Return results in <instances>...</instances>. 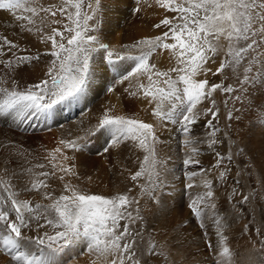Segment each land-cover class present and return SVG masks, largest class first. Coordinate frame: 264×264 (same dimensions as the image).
<instances>
[{"label":"snow or ice","instance_id":"6c2138e0","mask_svg":"<svg viewBox=\"0 0 264 264\" xmlns=\"http://www.w3.org/2000/svg\"><path fill=\"white\" fill-rule=\"evenodd\" d=\"M155 3L174 14L164 16L153 25L156 29L165 30L160 35L144 37L132 45L138 54L122 55L94 34L100 29L103 0H58L47 5L43 0H0V10L11 13L16 22L14 27L22 33L37 36L42 43L50 44V50L44 55L52 57L45 79L21 87L17 79L20 70L33 60H39L40 54L18 55L21 45L0 33V117L13 121L47 118L59 105L76 100L89 87L93 53L97 49L106 50L107 59L114 67V57L115 60L134 61L130 70H123L116 83L129 82L125 91L132 97L146 100L152 106L151 113L157 123L115 114L109 108L88 134L107 131L111 134L113 145L130 142L142 151L144 155L139 169L131 174L130 179L137 181L146 177L150 183L142 185L141 192L154 200V193L163 183L166 171L160 139L165 122L179 126L177 130L184 137L181 143L190 148L184 164H199L194 155H198L200 149L193 145L201 141L193 138L191 133L192 126L199 122L202 115L210 114L212 117L206 120V127L210 129L206 141L208 146L223 143L216 138L220 129L213 125V120L219 116V108L211 99L212 93L222 89L239 103L250 97V85L264 88V0H155ZM134 10L139 12L141 9L136 7ZM157 50H167L174 58L175 66L162 70L155 62H150ZM221 53L224 59L215 72L205 67L209 62L215 63L214 58ZM241 67L243 72L239 73ZM226 68L237 75V86H225L223 82L210 85L208 79L199 78L201 73L207 75L211 72L215 76ZM205 99H211L212 106L203 112L198 111L197 106ZM250 107L258 109L250 112V117L264 126V100L254 101ZM233 118H236L233 111H229L228 119ZM60 144L73 150L85 146L75 140H61ZM56 153H60L62 161L53 164L54 171L33 173V168L24 169L35 178L22 189H17L13 183L15 173L10 175L7 168L0 173V253L6 254L13 264H60L57 257L61 253L80 246L94 254L101 264H153L154 261L169 264L171 251L166 241H154L153 233H149L146 246L142 247L137 241V237L143 241V230L136 229L134 225L140 221L146 229L147 222L140 208L132 207L139 205L135 197H130L128 193L101 195L80 188L72 182L79 178L75 165L66 163L74 157L64 154L57 147L53 150L52 160H56ZM17 155L23 157L25 153L18 150ZM215 155L217 161L214 167L219 168L224 156L219 152ZM234 155L243 156V149H238L236 153L229 151V162ZM33 167L43 169L45 165ZM204 171L201 169V172ZM230 171L225 169L219 173V178L224 180ZM57 172L61 173L57 179L63 184L59 195L49 190L51 186L47 182V177L56 176ZM247 172L246 178L252 182L253 190L243 195V203H247L250 196L260 197L255 188L257 183L264 189V168L260 169L258 178L254 177L251 168ZM187 175L192 179L198 173L192 171ZM238 176L239 173L233 178L236 184L241 182ZM203 184L207 190L198 194L189 205L202 221L206 208L216 209V204L211 202L215 197L211 182L204 180ZM196 186L194 183L186 185L189 189ZM22 191L39 192L42 199L49 202L33 203L20 199ZM128 191L131 192V189ZM236 191L234 188V195ZM130 208L132 211H129ZM213 217L218 237L213 264H241L228 246V236L224 234L227 225L215 211ZM121 221L124 223L121 224ZM33 224L37 233L46 226L56 230L54 234L44 231L35 236L26 235L25 232L31 231ZM200 226L206 227L203 222ZM259 231L257 228V234ZM207 247L210 250L214 248L211 240L207 242ZM261 250H264V241H261Z\"/></svg>","mask_w":264,"mask_h":264},{"label":"rangeland","instance_id":"374dc122","mask_svg":"<svg viewBox=\"0 0 264 264\" xmlns=\"http://www.w3.org/2000/svg\"><path fill=\"white\" fill-rule=\"evenodd\" d=\"M131 2L132 6L137 5L141 8L140 11L143 14L141 15V20L145 18L142 20L143 22L141 25L143 26L145 33L143 31L144 34L140 36L135 33L132 34V24L129 21L124 22L119 20L120 24L118 30L119 32L122 31L119 42L120 47H118V49H113L114 45L109 39L104 42L109 45L110 49L112 48V50H115L122 55L138 54V50L133 48L132 45L144 37L160 35L165 29H156L153 25L158 23L159 20L166 15H174L171 12H166L161 9L155 3V0H131ZM48 3L52 2L48 1ZM142 8L143 10L146 8L144 10L146 14H144ZM99 23L100 29L94 34L100 37L99 33L102 32V28L105 25L102 14ZM48 46H50V44ZM49 50L50 47L41 50L43 52H40V59L33 60L32 63L28 65L29 69L35 70V73H37L39 78L37 83L46 78L45 72L47 71V67L52 57L50 55H44V53ZM37 53L39 52H36L35 54ZM157 53L167 54L164 63H158V60H156ZM155 54L150 62H155L159 69L166 70L167 68L175 66L176 62L167 50H157ZM96 55H101L100 57L103 58L105 57V61H107L106 50H102L101 53L95 51L93 53L92 64ZM214 59L215 63L209 62L205 66L206 68H211L212 72L216 71L224 59L223 53ZM113 60L121 63L123 62V60H115V58H113ZM127 61L129 62L130 70V67L134 65V61L130 59ZM242 72L243 68L241 67L239 73ZM122 73L123 72H121V74ZM199 78L208 79L210 85L212 83L223 82L225 86L228 84L237 86V75H234L230 68H226L223 73L215 76L212 75L211 72L207 73V75L201 73ZM141 79L143 80V78ZM242 79V75H240V80L242 81ZM20 84L23 87L34 83L22 84L20 82ZM249 87L252 89L250 97L241 100L239 103L231 98V94L224 93L222 89H218L216 92L212 93L211 99L216 101L215 107L219 108V116L213 120V125L220 129V132L216 133V138L223 141V143H217L212 147L208 146L206 141L208 140L207 133L210 129L206 127V120L212 119V117L210 114L202 115L199 122L193 125L194 127L192 126L193 131L191 133L193 138H197L201 141V143L193 145L200 149L199 154L194 155V158L200 161L199 164L189 166L184 164V160L187 159L186 153L190 151V148H186L181 143L184 137L181 133L178 135L177 129L179 126L173 125L170 122H165V127L160 133V139L162 141L161 155L166 161V171L164 172L163 183L154 193L155 200L141 192V186L150 183L147 181L146 177H141L137 181H132L130 179L131 174L139 169L140 160H142L144 153L135 148L130 142H121L119 145H113L111 134L107 135L108 137L102 145L104 151L105 149H107V151L103 152L102 149L100 151L99 148L97 153L98 155L101 153H105V155L107 154L105 156L106 163L104 170L101 171V175L98 177L100 183L98 187H92L90 185L92 182V176L86 164L75 165L72 161H68L66 163L75 165V169L79 175V178L73 179L72 182L78 184L80 188L95 194L110 196L118 193H128L130 197H135L139 201V205H133L132 207H139L141 214L145 217V221L147 222L146 229L140 221H137L134 225L136 229L143 230V241H140L139 237H137V241L141 243L142 247L146 246L150 239L149 233H153L152 239H154V241L160 243L166 241L171 251L169 264H213L214 252L216 251L215 246L218 244L216 226L213 223V211H215L221 218L222 222L227 225L224 229V234L228 236V246L236 253V259L240 261L241 264H264V250H261V241H264V189H262L257 183L255 188L260 192V197L253 198L250 196L247 203H243L242 200L243 195H248L253 190L252 182L246 178L248 175L247 169L251 168L254 177L258 178L260 169L264 168V155L260 148L263 146L262 144H264V126H261L259 120H255L249 115L252 111H258V109L251 108L250 106L254 101L264 100V88H256L255 85H250ZM80 98L81 97H78L74 101L59 105L54 111L59 110L60 117H57L56 120H52L51 114L50 117L44 118L45 128H43V130L41 129L42 125H39L38 122L34 121L35 117L32 118L31 122L28 121L24 123V121H21L22 123L19 124L20 127L17 126V120L13 121L11 118L8 120V118L5 119V117H0V128L11 124V126H17L19 128L17 131L19 132H23L24 128L31 127V133L33 131L42 132L43 134L50 133V137L55 147L61 148L63 153H67L66 155L68 156L69 153L72 154L70 156L73 157L75 150L65 148L60 144V141L75 140L78 143L81 141L83 142L86 139L85 137L89 135V130H93L90 125H94V122H96L97 125L101 116L99 117V115L96 114H98L99 109L102 108L100 105L106 101L105 99L103 101L102 97L93 104V107H98V109L95 111L94 122L89 123L88 119L86 122V118L89 114V107L88 109L87 107H84L83 103H81L83 100ZM211 99H205L197 106V110L203 112L204 109L211 107ZM225 101H227V103H225ZM242 105L244 106L243 109ZM167 107L168 105L165 106L166 109ZM143 110L144 113L148 112V114L143 116L137 114V116L134 113L126 116H135L145 122L157 123L156 118L151 113V107L149 105ZM229 111H233V115L236 118L231 120L228 119ZM148 117L150 119H148ZM53 131H57L56 133L57 135L59 134V136H53ZM78 137H83V140H78ZM29 144L30 143H27V145L24 146V150L28 153L23 157L16 155L17 151L14 150L13 152L8 151L9 153L7 154H2L0 152V173H3L5 168L9 170L10 175L11 173H15L16 175L13 183L16 185L17 189L24 188L31 179L35 178L32 174L25 172L24 169L33 168V173L41 171L52 172L55 170L53 164H59L62 161V157L52 160V158L46 156L48 154H42L41 156L37 149L38 143H35L34 145ZM26 146L28 148H26ZM238 149H243L244 155H234L233 160L229 162L227 159L229 151L236 153ZM217 152L224 156L219 168L214 167L217 161L215 155ZM37 164H44L46 168L41 169L33 167ZM181 167L187 168H184V171L180 172L179 170ZM201 169H204L205 171L201 172ZM225 169H230L231 171L224 180H221L219 178V173L223 172ZM192 171L197 172L198 175L189 179L187 174ZM204 173H209L210 177L208 179L204 178L203 181L208 180L211 182V190L215 193V197L211 202L216 204V209L212 210L206 208L202 221L201 218L194 215L190 210L189 205L192 200L196 199L198 194H203L207 190L204 187V184H202L203 181L201 182L199 180L200 175H203ZM238 173V178L241 181L240 184L234 183L233 179L234 177H237ZM59 175H61V173L57 172L56 176L47 177V182L51 186L49 190H54L57 195L63 191V184L57 179ZM89 177L91 179H89ZM7 178L8 177H5V179ZM40 179L44 178L40 177ZM65 179L67 180L69 177H65ZM189 181L198 183L201 186L199 185L198 187V184H196L197 189H189L186 187ZM176 188L182 192L181 196H184V200L180 205L172 204L170 206L168 197L177 192L175 190ZM234 188L237 190L235 195L233 194ZM129 189H131V192L128 191ZM166 196L167 198H165ZM19 198L31 200L33 203L49 202L44 201L40 193L35 191H22L20 192ZM156 201L159 202L157 203ZM168 206H170V208ZM129 211H132V208H130ZM133 215H136L134 211ZM185 218L186 220H183ZM188 219H191L193 224H190ZM202 222L206 227L202 228L200 226ZM41 223H43V221H41ZM123 223L124 221H121V224ZM257 228L260 229L259 234L256 232ZM55 230L56 229H53L50 226H46L44 229L40 230V233H37L35 224H33L32 230L26 231L25 234L35 236L37 234H42L44 231H47L49 234H54ZM209 240H211L214 245L212 250L207 247V242ZM33 251H35V249H33ZM57 259L60 264H93V261H95V264H101L99 260H96L94 254L89 253L86 248L79 246H74L72 249L66 250L64 253H61ZM0 264H13V262L10 261V258L6 254L0 253ZM153 264H161V261H154Z\"/></svg>","mask_w":264,"mask_h":264},{"label":"bare ground","instance_id":"6f19581e","mask_svg":"<svg viewBox=\"0 0 264 264\" xmlns=\"http://www.w3.org/2000/svg\"><path fill=\"white\" fill-rule=\"evenodd\" d=\"M48 1H50L52 3L58 2V0H43V3L47 5ZM136 6H132L131 0H103V7H102L101 11H102V16H103V22H105V25L102 28V32L99 33L100 39L103 43L105 42V40L109 39L110 42H112L114 45L113 49H118V47H120L119 42L121 39V32L122 31L119 32V30H118L119 24H120L119 20L124 21V22L129 21L132 24V27H133V30L131 32L132 34L135 33V34L140 36V35H143L145 33L143 26L141 25V23L143 22L142 20H144L145 18L141 20V15H143V14L141 13V11L136 12L134 10L136 8ZM142 10H143V8H142ZM144 14H146L145 11H144ZM104 16H105V18H104ZM149 22H151V21H149ZM15 23L16 22H15L13 16L11 15V13H9L7 10H0V33L7 35L9 39H13L15 42H17L21 45V51H19L17 53L18 55H34L36 52H39V54H41L40 52H43L41 50H44V49H47L50 47V46H48L49 44L42 43L38 39V37H34L35 35L20 32L18 27H14ZM132 27H131V29H132ZM104 28H105V30H104ZM125 30H127V29H125ZM143 31H144V33H143ZM25 49H26V51H24ZM102 50L104 51V49H97V53L98 52L101 53ZM100 56L101 55H96L95 58L93 59L94 62L92 64V68H93L92 79L89 82V87L80 96L81 97L80 99L83 100L81 102V103H83V106L87 107V109L89 107V109H88L89 114H88V117L86 118V122H87V119H88L89 123L94 122V115L96 114L95 111L98 109V107L97 108L93 107L94 106L93 104H95L102 97H103L102 98L103 101H104V99L106 101H104V103L102 102L103 104L100 105V107H102V108H100L98 111V114H96V115H99V117L102 116L103 113L109 108H111L115 114L131 115V114L135 113L136 115L139 114L141 116L147 115L148 112L144 113V110H143L148 105L147 101L144 100L142 97H132L129 95L128 92L125 91V89L128 88L129 82L125 81L123 84L116 83V81L119 79V77L121 75V72H123L124 69H129V62L127 61L128 59L123 60L122 63L114 61V63H115V67H114L113 63H109L108 59H107V61H105V57L103 58ZM165 56H167V54L157 53L156 60H158L159 64H162L165 62V60H166ZM45 57H47V56H45ZM17 78L20 80V82L22 84H25V83H27V84L28 83H34L35 84L39 80L37 73H35V70L29 69L28 65H24L22 67ZM99 103H101V102H99ZM141 107H142V109H141ZM150 107H152V106H150ZM57 117H60L59 110L54 111L52 113L51 119L56 120ZM1 118H3V117H1ZM5 119H6V117H5ZM148 119H150V118L148 117ZM8 120H9V118H8ZM31 120L24 119L23 121L25 123L28 121L31 122ZM2 121H3V119H2ZM34 121L38 122L39 125L40 124L42 125L41 126L42 130H43V128H45L43 117H41V118L35 117ZM16 122H17V126L20 127L19 124L22 123L21 120H17ZM12 124H13V122H12ZM14 124H16V123H14ZM17 126H15V125L11 126V124H10L7 126L5 125L4 127L2 126V128H0V145H2V146H0V152L2 154H7V153H9L8 151L13 152V150L14 151L19 150V151L24 152L26 155L28 152L24 150V146L27 145V143H30L33 145L35 143H38V147H37V149L39 150L38 153L41 154V156H42V154H45V155L48 154L46 156L48 158H52L53 150L56 149V147L53 144V141L50 137L51 136L50 133L49 134H43L42 132H36V131H33L31 133V129H32L31 127L30 128H24V129L22 128L23 132H21V131L19 132V131H17V130H19V128ZM90 126L92 127V129H94L96 126V122H94V125H90ZM21 127H22V125H21ZM33 127H34V125H33ZM69 131H70V129H69ZM56 132L53 131V136L56 135L58 137L59 134L57 135ZM180 133L181 132L178 131V135ZM107 135H110V133L107 131H97L94 135H88L87 136L88 138L85 137L86 139L84 138L85 140L83 142L80 139V141L85 146L83 147V149H77L73 153L74 159L72 160V162L75 165H79V164L84 163L89 168V172L91 173V176H92V182L90 184L92 187H98V185L100 184L98 177L101 175V171L104 170V167H105V163H106L105 156L107 154L105 155V153H101L98 155L97 153H98L99 148H100V151L102 149V151L105 152L104 147L102 145H103L105 139H107V137H108ZM81 138H83V137H81ZM171 140H173V139H171ZM81 142H79V143H81ZM252 144H253V142H252ZM262 145L263 146H261L260 148H261V152H263V155H264V144H262ZM26 148H28V147L26 146ZM65 154H67V153H65ZM70 155H72V154L69 153V156ZM60 157H61L60 153L59 154L56 153V158H60ZM184 168H187V167H184ZM184 168L183 167H181V169L179 168L180 169L179 171L180 172L184 171ZM209 177H210L209 173H204L203 175H200L199 180L202 182L204 178L208 179ZM188 183H193V182L189 181ZM194 184H198V183H194ZM199 185L200 184H198V187H199ZM195 188L196 187L191 188V189H195ZM175 190L177 192L174 195L172 194L170 197H168L170 206L172 204H176V205L179 204L180 205V204H182V202L184 200V196H181L182 192L178 188H176ZM165 198H167V196ZM170 206H168V207L170 208ZM173 207H174V205H173ZM183 220H186V218ZM188 221L190 222V224H193L191 219H188Z\"/></svg>","mask_w":264,"mask_h":264}]
</instances>
